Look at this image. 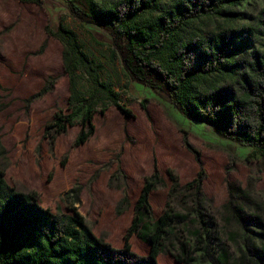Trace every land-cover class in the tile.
I'll return each instance as SVG.
<instances>
[{
  "label": "rangeland",
  "instance_id": "374dc122",
  "mask_svg": "<svg viewBox=\"0 0 264 264\" xmlns=\"http://www.w3.org/2000/svg\"><path fill=\"white\" fill-rule=\"evenodd\" d=\"M86 3L78 0L83 9ZM263 9L264 0H246L236 11L241 23L254 25ZM59 26L72 32L67 45L56 37ZM48 82L52 91L33 100ZM70 84L74 98L96 100L95 133L78 147L79 125L54 140L45 132L56 110L67 108ZM155 166L160 184L148 198L152 215L169 203L178 216L171 253L185 243L198 248L191 264H264V156L219 139L209 127L184 119L163 94L131 81L113 56L109 34L78 23L64 0H0L5 181L37 193L54 213H77L94 235L121 248ZM169 173L179 189L170 191ZM198 174L197 196L181 189ZM129 243L134 253H148L135 236ZM158 264L177 263L165 252Z\"/></svg>",
  "mask_w": 264,
  "mask_h": 264
},
{
  "label": "trees",
  "instance_id": "16d2710c",
  "mask_svg": "<svg viewBox=\"0 0 264 264\" xmlns=\"http://www.w3.org/2000/svg\"><path fill=\"white\" fill-rule=\"evenodd\" d=\"M84 1L85 9L78 0H64L78 23L109 34L113 56L131 81L163 94L184 119L209 127L219 139L264 156V9L251 25L241 23L236 11L246 0ZM71 36L57 28L64 45ZM65 62L64 56L69 75ZM52 88L48 82L32 99ZM69 90L67 108L56 110L45 132L54 140L79 125L78 147L95 133L96 100L74 98L71 84ZM183 145L194 153L186 138ZM168 175L170 191L179 189L177 177ZM158 184L155 166L141 187L123 245L114 248L77 213L43 208L37 193L11 187L0 170V264H158L165 252L177 264H191L197 247L180 243L176 252L169 251L178 219L169 203L158 217L152 215L148 198ZM201 184L198 174L181 189L197 196ZM132 236L148 247L146 255L131 250Z\"/></svg>",
  "mask_w": 264,
  "mask_h": 264
}]
</instances>
